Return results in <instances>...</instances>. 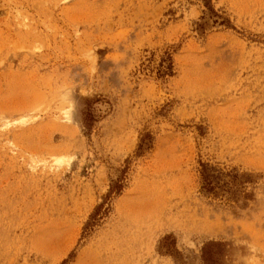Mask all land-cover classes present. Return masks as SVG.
<instances>
[{
	"label": "rangeland",
	"instance_id": "374dc122",
	"mask_svg": "<svg viewBox=\"0 0 264 264\" xmlns=\"http://www.w3.org/2000/svg\"><path fill=\"white\" fill-rule=\"evenodd\" d=\"M0 264H264V0H0Z\"/></svg>",
	"mask_w": 264,
	"mask_h": 264
},
{
	"label": "trees",
	"instance_id": "16d2710c",
	"mask_svg": "<svg viewBox=\"0 0 264 264\" xmlns=\"http://www.w3.org/2000/svg\"><path fill=\"white\" fill-rule=\"evenodd\" d=\"M93 120H94V118H93L92 114L90 113V111L89 110L85 111L84 115H83V124H84V126L85 127H90L92 122H93ZM231 177L233 178L232 179L233 181L234 180H238L239 183H243L245 181H250L251 180V177H250L249 173H241V174H239L238 172H232L231 173ZM202 178H203L202 188H203L204 192H212L213 194L218 193V190L215 189L216 184L212 183V180L210 179V175H209L208 172H206V170L202 171ZM120 188H121V183L115 181V182H113V184L110 185L108 192H111L112 190L119 191ZM250 195H251L250 192H246L245 191L243 193L241 199H247V198L250 197ZM234 197L236 199H238L239 196L235 195ZM100 206L101 205H98L97 209ZM94 214H96V212ZM213 243H215V241H209V242H207L205 244V246L213 244ZM164 246H165V251L169 252V253H172V251H174L173 249H175V248H171V246H167V244H163V247ZM172 246H173V244H172Z\"/></svg>",
	"mask_w": 264,
	"mask_h": 264
}]
</instances>
